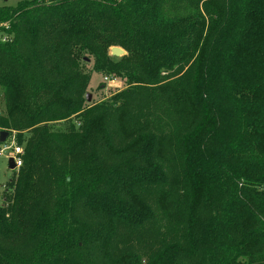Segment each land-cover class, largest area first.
Instances as JSON below:
<instances>
[{
	"label": "trees",
	"instance_id": "trees-1",
	"mask_svg": "<svg viewBox=\"0 0 264 264\" xmlns=\"http://www.w3.org/2000/svg\"><path fill=\"white\" fill-rule=\"evenodd\" d=\"M1 100L0 264H264V0L0 5Z\"/></svg>",
	"mask_w": 264,
	"mask_h": 264
},
{
	"label": "rangeland",
	"instance_id": "rangeland-1",
	"mask_svg": "<svg viewBox=\"0 0 264 264\" xmlns=\"http://www.w3.org/2000/svg\"><path fill=\"white\" fill-rule=\"evenodd\" d=\"M21 0H0V5L8 4L15 6ZM111 54V53H110ZM122 57V56H121ZM87 69L90 70L92 64L89 63L87 65ZM105 74L92 72L91 82L88 88V93L92 95V101L89 103L101 102L107 100L111 97V94L121 90L125 87V83L117 79L116 81H106ZM111 77V76H107ZM4 102L0 101V110L3 111ZM12 138L9 137L7 140L8 143H11ZM4 146L3 143H0V148ZM12 150L5 152L3 155L0 156V203L3 201L5 196V187L7 183L12 179L14 176L15 170L9 168V155Z\"/></svg>",
	"mask_w": 264,
	"mask_h": 264
},
{
	"label": "built area",
	"instance_id": "built-area-1",
	"mask_svg": "<svg viewBox=\"0 0 264 264\" xmlns=\"http://www.w3.org/2000/svg\"><path fill=\"white\" fill-rule=\"evenodd\" d=\"M105 80L108 82V81H116L117 79L115 78H112V77H105ZM2 114V111L0 110V115ZM12 138V142L11 143H8L7 140L9 139V137L6 139L5 142H3L4 146L2 148H0V156L3 155L5 152L9 151V150H12L10 152V155H9V159L10 158H13L14 159V162H15V165H16V169H19L22 164H23V153H24V150L23 148L18 145L17 143V140H16V137L15 135L11 136Z\"/></svg>",
	"mask_w": 264,
	"mask_h": 264
},
{
	"label": "water",
	"instance_id": "water-1",
	"mask_svg": "<svg viewBox=\"0 0 264 264\" xmlns=\"http://www.w3.org/2000/svg\"><path fill=\"white\" fill-rule=\"evenodd\" d=\"M110 53H111L112 56L121 57V56H124L126 54V51L123 48L119 47V46H113L110 49ZM87 100L88 101L92 100V95L90 93H88V95H87ZM8 137H9V133L8 132H5V131L1 132L0 133V142L1 143L5 142ZM9 168L12 169V170L16 169V165H15V162H14L13 158L9 159Z\"/></svg>",
	"mask_w": 264,
	"mask_h": 264
}]
</instances>
